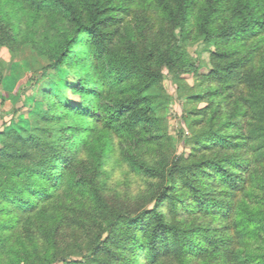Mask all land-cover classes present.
<instances>
[{
    "label": "trees",
    "instance_id": "trees-1",
    "mask_svg": "<svg viewBox=\"0 0 264 264\" xmlns=\"http://www.w3.org/2000/svg\"><path fill=\"white\" fill-rule=\"evenodd\" d=\"M1 47L60 88L0 129V264H264V0H0Z\"/></svg>",
    "mask_w": 264,
    "mask_h": 264
},
{
    "label": "rangeland",
    "instance_id": "rangeland-1",
    "mask_svg": "<svg viewBox=\"0 0 264 264\" xmlns=\"http://www.w3.org/2000/svg\"><path fill=\"white\" fill-rule=\"evenodd\" d=\"M205 44L203 42H197L189 47V51L192 56L201 62V70L206 71L209 68V53L204 49ZM33 53L28 48H23L16 56L12 57L9 50L5 47L0 48V59L4 60L6 66V78L5 82L0 88V129L4 125H16L29 126L30 117L27 113L29 106L33 108H46L42 103L43 92L45 90L58 89L59 84H51L49 81L43 80L34 84L29 82L23 87L24 95L15 96V88L18 87V83L31 73H37L41 71L39 68L45 64L44 59H40L37 63H34ZM39 69V70H38ZM34 73V74H35ZM48 78V77H47ZM184 78L193 84L192 75H184ZM168 91L173 94L174 101L167 105L166 114L168 115V125L171 133L174 135L175 145L179 152L184 148L177 138L180 128H184L185 125L180 121L182 114V105L177 99L175 92L176 85L171 82L169 74L166 77V83ZM64 86V84H63ZM68 99L74 100L76 97L71 93H68Z\"/></svg>",
    "mask_w": 264,
    "mask_h": 264
}]
</instances>
